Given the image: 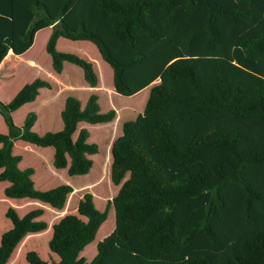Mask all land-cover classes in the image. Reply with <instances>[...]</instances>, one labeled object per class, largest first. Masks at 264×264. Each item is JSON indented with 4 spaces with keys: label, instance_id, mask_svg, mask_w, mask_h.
Masks as SVG:
<instances>
[{
    "label": "trees",
    "instance_id": "16d2710c",
    "mask_svg": "<svg viewBox=\"0 0 264 264\" xmlns=\"http://www.w3.org/2000/svg\"><path fill=\"white\" fill-rule=\"evenodd\" d=\"M48 27L45 51L56 74L69 63L96 87L91 63L56 50L58 38L88 41L110 66L115 93L132 97L151 86L143 112L122 125L111 146L116 196L100 212L84 193L76 215L65 211L73 189H35L34 170L18 168L13 144L52 148L56 170L83 176L98 147L84 129L73 140L77 126L108 124L115 111L101 114L95 94L83 108L68 97L62 130L38 136L34 113L20 127L11 114L51 89L48 82L35 79L0 102L7 128L0 134L4 196L65 215L48 241L58 258L52 264H264V0H0V64L8 52L24 54ZM110 206L114 229L87 263L79 254ZM42 214L6 210L11 228L0 237V264L25 236L47 229ZM25 260L48 264L32 251Z\"/></svg>",
    "mask_w": 264,
    "mask_h": 264
},
{
    "label": "rangeland",
    "instance_id": "374dc122",
    "mask_svg": "<svg viewBox=\"0 0 264 264\" xmlns=\"http://www.w3.org/2000/svg\"><path fill=\"white\" fill-rule=\"evenodd\" d=\"M47 33L48 30L45 29L36 35L34 46L26 55L8 58L7 62L11 68L9 69L10 77L7 79L0 78L1 103L10 102L25 84H29L35 79L47 81L52 86L51 90H42L39 99L34 103L24 105L15 112L14 120L12 118L14 125L20 127L23 124V118L32 112L37 117L34 130L32 129L33 133L42 136L47 132H58L63 127L60 111L65 99L74 98L83 105L91 94L98 97L100 113L105 114L109 110H114L115 118L108 124L92 125L82 122L77 126L73 140H75L79 130L84 129L89 134L87 142L98 147L97 153L89 157L92 160V167L86 175L69 177L65 169L56 170L52 165V148H39L25 142H18L14 148V155L23 158V166L20 170L32 168L35 171L31 178L35 189L48 191L60 185H68L73 189L68 205L65 204L66 215H76L79 197L83 196L84 193H91L95 208L103 212L107 201L115 197L120 188V185L115 186L110 180L111 162L109 158L111 157L112 143L121 135L122 125L125 122L133 121L135 116L143 110L146 91L133 97H123L113 90L111 91V76L107 65L100 60L95 47L86 41L63 40L60 44L63 51L60 52L73 54L91 63L101 88L93 90L88 87L83 80L81 69L69 63L65 64L61 75L56 74L52 69L51 59L45 51ZM29 59L34 62L33 65L27 62ZM15 122L21 124H15ZM5 133L6 126L0 117V134ZM127 178L128 174L125 179ZM3 184L0 182V237L11 228L10 221L5 217L6 210L10 207L15 209L19 217L31 210L41 209L43 215L38 220L40 219L50 226L58 223L62 218L57 210L38 201L6 198L3 195ZM113 225L114 210L110 206L108 207L107 219L98 229L94 241L80 253V257L87 263L92 259L91 254L95 251L96 244L113 231ZM50 234L51 229L49 228L48 231L31 236L26 244L23 242L20 245L18 252H13L7 264H28L25 260V254L29 251L35 252L48 264L57 261V256L51 254L48 249Z\"/></svg>",
    "mask_w": 264,
    "mask_h": 264
},
{
    "label": "crops",
    "instance_id": "0c3cea01",
    "mask_svg": "<svg viewBox=\"0 0 264 264\" xmlns=\"http://www.w3.org/2000/svg\"><path fill=\"white\" fill-rule=\"evenodd\" d=\"M46 30H48V33H47V37H46V43H47V40H48V38H49V36H50V34H51V32H52V28L51 27H48V28H45ZM45 29H42V30H45ZM42 30H40V31H42ZM40 31H38L36 34H35V36H34V40H33V44H32V46L29 48V50H27L24 54H22V55H20V56H18V57H22L23 55H26L30 50H31V48L34 46V44H35V37H36V35H38V33L40 32ZM63 40H66V39H64V38H58L57 39V41H56V50L58 51L59 50V52L60 51H63L61 48H60V44L63 42ZM68 41H70V40H68ZM72 42H76V41H72ZM80 42V41H79ZM86 42H88V41H86ZM46 43H45V45H46ZM90 43V42H89ZM92 44V43H91ZM93 45V44H92ZM94 46V45H93ZM95 47V46H94ZM95 49H96V47H95ZM96 51H97V49H96ZM64 53H66V52H64ZM97 53H98V57L100 58V60H102V58H101V56H100V54H99V52L97 51ZM48 55V54H47ZM11 56H13V57H17V56H14L11 52H8V54L6 55V57L3 59V61L1 62V64H0V78H2V79H7L8 77H10V72H9V69H11L10 67H9V63L7 62V60H8V58H10ZM49 56V55H48ZM50 58V57H49ZM27 62L29 63V64H31V65H33L34 64V62L32 61V60H27ZM102 62H104L103 60H102ZM105 63V62H104ZM65 64L66 63H64L63 64V69H62V72L59 74V75H61L62 73H63V71H64V66H65ZM106 65H107V68H108V70H109V72H110V76H111V86H112V88H111V91L113 90L114 91V89H113V81H112V70H111V68H110V66L107 64V63H105ZM47 82V81H46ZM99 81H98V79H97V85H96V87H94V88H92L93 90H96V89H98V88H101V87H99ZM50 84V83H49ZM155 84H157V81L155 82ZM51 85V84H50ZM88 86V85H87ZM150 87L151 86H148V87H146V88H144L143 90H141L140 92H138L137 94H135V95H139V94H141V93H143V92H145L146 91V96H145V100H144V106H145V104H146V101H147V98H148V95H149V90H150ZM51 88H52V86H51ZM44 89H46V88H42V89H40L39 90V94H38V96H37V98L35 99V101L36 100H38L39 99V97H40V93H41V91L42 90H44ZM47 90H51V89H47ZM16 95V94H15ZM14 95V96H15ZM134 95V96H135ZM133 97V96H132ZM1 100V99H0ZM11 101V100H10ZM34 101V102H35ZM5 103L6 102H8V101H4ZM33 102V103H34ZM65 102V101H64ZM32 104V103H31ZM81 104V103H80ZM84 105L85 104H81V107L83 108L84 107ZM63 106H64V104H63ZM62 109H63V107H62ZM62 109H61V111H62ZM144 109V108H143ZM60 111V112H61ZM16 112V111H15ZM15 112H13L12 114H11V117L13 118V120H14V114H15ZM143 112V110L141 111V112H139V114H141ZM138 114V115H139ZM137 115V116H138ZM27 116V115H26ZM137 116H135V118H134V120L136 119V117ZM23 119H25V117L23 118ZM36 121H37V117H36ZM23 123V122H22ZM36 123V122H35ZM15 124H21V123H16L15 122ZM80 124V123H79ZM78 124V125H79ZM34 126H35V124L33 125V127H32V129L34 130ZM6 132H7V128H6ZM6 134V133H5ZM18 142H22V141H15L14 142V144H13V148H12V154L14 155V148H15V146H17V143ZM53 150V149H52ZM51 155H52V160H53V151L51 152ZM22 166H23V158H21V161L18 163V168L19 169H21L22 168ZM25 170V169H24ZM66 170V169H65ZM35 172V171H34ZM33 175H34V173H33ZM32 175V176H33ZM32 176H31V178H32ZM4 184H3V190L7 187V186H9V184L7 183V182H3ZM119 188V187H118ZM4 195V194H3ZM80 199L82 198V196H80L79 197ZM13 200H15V199H13ZM21 200H25V199H21ZM78 204V203H77ZM76 208H77V206H76ZM64 209V208H63ZM62 209V210H63ZM43 215V214H42ZM42 215H41V217H42ZM24 216V215H23ZM23 216H21V217H23ZM65 215H63L62 217H64ZM40 220V219H39ZM49 228L51 229V234H50V237L49 238H51V235H52V226H50V225H47V231L49 230ZM113 229H114V225H113ZM46 230H44V231H46ZM43 232V231H42ZM39 233H41V232H39ZM33 235H36V233L35 234H28L27 236H25V238H23V240L18 244V246L16 247V249L18 248V247H20V245L23 243V242H25V244H26V242H28V239H30L31 238V236H33ZM107 235V234H106ZM50 240V239H49ZM97 245V244H96ZM87 247V246H86ZM16 249H15V251H16ZM96 255V246H95V251L93 252V254H91V257H92V259L94 258V256ZM12 256V255H11ZM79 257H80V254H79ZM91 259V260H92ZM10 260V259H9ZM9 260H8V262H9ZM7 262V263H8ZM58 262V260L57 261H54V263H57ZM89 263V262H88Z\"/></svg>",
    "mask_w": 264,
    "mask_h": 264
},
{
    "label": "water",
    "instance_id": "95a60500",
    "mask_svg": "<svg viewBox=\"0 0 264 264\" xmlns=\"http://www.w3.org/2000/svg\"><path fill=\"white\" fill-rule=\"evenodd\" d=\"M159 81H157V83H158Z\"/></svg>",
    "mask_w": 264,
    "mask_h": 264
}]
</instances>
